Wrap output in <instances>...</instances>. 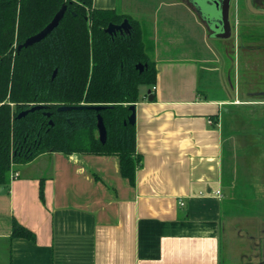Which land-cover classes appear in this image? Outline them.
<instances>
[{"label":"crops","instance_id":"obj_1","mask_svg":"<svg viewBox=\"0 0 264 264\" xmlns=\"http://www.w3.org/2000/svg\"><path fill=\"white\" fill-rule=\"evenodd\" d=\"M92 2L152 30L156 82L134 103L141 165L133 184L116 155L43 152L13 166L0 187V264H259L263 185L241 173L235 150L250 125L233 122L247 113L230 111L237 102L202 50L201 15L190 0ZM241 179L255 194L235 190ZM13 220L34 239L11 238ZM235 236L251 242L232 263Z\"/></svg>","mask_w":264,"mask_h":264},{"label":"trees","instance_id":"obj_2","mask_svg":"<svg viewBox=\"0 0 264 264\" xmlns=\"http://www.w3.org/2000/svg\"><path fill=\"white\" fill-rule=\"evenodd\" d=\"M63 4L58 25L18 50ZM124 19L129 33L106 32ZM154 49L146 19L94 7L92 0H0V187H8L13 165L43 152L116 155L121 175L133 184L142 157L127 118L140 88L155 85ZM35 105L45 107L18 116ZM18 237L33 240L34 233L13 220L11 238Z\"/></svg>","mask_w":264,"mask_h":264},{"label":"rangeland","instance_id":"obj_3","mask_svg":"<svg viewBox=\"0 0 264 264\" xmlns=\"http://www.w3.org/2000/svg\"><path fill=\"white\" fill-rule=\"evenodd\" d=\"M195 2L203 14L213 11L212 14H216L218 17L215 4L210 0H195ZM242 12L243 15L240 18H231L233 28L229 38L210 37V31L202 20L200 40L203 43L202 50L209 56V64L218 66L222 82L231 97H234L235 102H237L236 106H229L230 111L232 113L233 111L240 112L238 107L240 104L239 106L244 107L242 112L247 113L243 117H238L237 120V116L235 119L233 117V122L237 124L243 121L245 123L249 122L247 124L250 125L249 129L245 127L246 135L242 136L240 134L239 137H235V139L243 138L249 141V144L246 141L243 142L245 147H235L236 151L242 153V157L238 158L237 163L240 165L241 173L248 175V177L251 176L254 181H260L263 186L259 190L261 194H264V15H251L244 10ZM197 37L199 38V36ZM180 43H182L181 40ZM223 112L225 115L222 114V121L226 127L229 122V120H226V116L227 114L230 116L231 112L229 114L224 109ZM230 120L232 121V119ZM241 181L243 179L237 183L239 187L237 186L235 190L244 187L242 191L237 192L244 191L248 196L253 195L254 191L252 189L256 190L257 188L251 186L252 184L250 186L245 185V182L242 183ZM231 190V188L225 187V193L233 196ZM255 211L253 210V212ZM247 217L254 221L255 228L258 229L259 224H261L259 218L254 217V215H247ZM243 226L246 228V224ZM247 231L249 233L254 232L253 229ZM256 239L260 241L258 252L261 248L260 253L264 255L262 250L264 237L259 239L257 236ZM248 241L250 240L245 238L244 242H239L236 236L233 238L231 247H234V254L237 255V258H232L230 260L232 263L238 261L239 254H241L239 247H244V253L248 251L250 244ZM253 260H255V257H253Z\"/></svg>","mask_w":264,"mask_h":264},{"label":"water","instance_id":"obj_4","mask_svg":"<svg viewBox=\"0 0 264 264\" xmlns=\"http://www.w3.org/2000/svg\"><path fill=\"white\" fill-rule=\"evenodd\" d=\"M192 4L195 6L197 11L200 13L202 20L206 23L210 34V37H215V38H229L231 35V27H230V22L228 18V9H229V4L230 0H221V4L219 5L218 0H210L215 4V9L218 12V17L216 14H212L213 11L207 12L206 14H203V12L196 6L195 0H190ZM247 5L249 9L254 12V13H259V14H264V9H256L254 8L250 0H247ZM66 6L63 4L61 8L55 13L53 16L52 20L39 32L36 34L28 37L25 39V41L22 44H19L17 49H21L22 47H27L29 45H32L35 42L40 41L43 39L48 33H50L59 23L61 18L64 15ZM130 25L127 21V19H124L121 23L119 24H112L110 23L106 27V32L109 34H113L116 31H119L120 33H129ZM137 68L139 71L143 70L142 64H137ZM148 93V99L151 100L153 98V94L150 93V90L147 91ZM44 105H35L32 106L31 108L22 111L18 116H22L28 111H33L35 109H40L44 108ZM102 106H94L95 109H100ZM61 109H66V107H61ZM130 109V114L127 118V122L130 124L135 123V107L134 105L129 106ZM97 131H98V138L100 141L104 142L106 138V129L103 123V120L100 115L97 116Z\"/></svg>","mask_w":264,"mask_h":264},{"label":"flooded vegetation","instance_id":"obj_5","mask_svg":"<svg viewBox=\"0 0 264 264\" xmlns=\"http://www.w3.org/2000/svg\"><path fill=\"white\" fill-rule=\"evenodd\" d=\"M218 1H219V5H220L221 0H218ZM250 3L256 9H264V0H250ZM242 10L246 11L247 13H249L251 15H264V14L252 12L247 5V0H230L229 9H228V18H229V22H230L231 32H232V28H233L231 18L232 19L240 18L243 15ZM196 12L198 14H200L197 10H196ZM260 250H261V248H260ZM262 250H263V254H264V242L262 243ZM259 264H264V255H262L261 253H260Z\"/></svg>","mask_w":264,"mask_h":264},{"label":"built area","instance_id":"obj_6","mask_svg":"<svg viewBox=\"0 0 264 264\" xmlns=\"http://www.w3.org/2000/svg\"><path fill=\"white\" fill-rule=\"evenodd\" d=\"M217 194H219V191H217ZM180 204L182 205V204H183V202L181 201V202H180Z\"/></svg>","mask_w":264,"mask_h":264}]
</instances>
